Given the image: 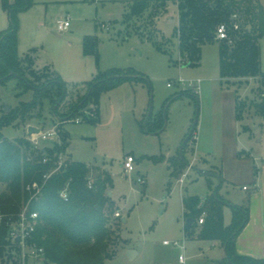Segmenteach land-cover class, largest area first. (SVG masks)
<instances>
[{
	"label": "rangeland",
	"instance_id": "rangeland-1",
	"mask_svg": "<svg viewBox=\"0 0 264 264\" xmlns=\"http://www.w3.org/2000/svg\"><path fill=\"white\" fill-rule=\"evenodd\" d=\"M165 7V12L151 22V25H155L152 29L155 38L150 39L145 30V19L126 16L128 8L121 2L35 0L30 12L25 16L26 22L23 21V32L18 33L20 44L17 54L19 58L27 55V59L22 60V65L24 74L27 75L28 81H31V90L40 89L43 83L34 82L26 70L27 67L31 71L38 70L31 53L36 51L41 65L53 67V71L40 68L41 72L47 69L49 77L55 73L67 81V97L57 111L58 118L54 109L43 100L34 112L35 119L27 121V125L14 123L4 126L1 133L8 140H14L24 136L27 138L26 129L29 126H37L43 132L53 127H56L57 131V128L61 127L67 134L69 146L72 147L70 150L67 148L66 154H63L67 159L99 167L109 173L113 185L110 199L116 209L114 214L118 213L126 221L119 231L123 245L116 257L105 261L104 264H223L221 261L225 257V251L219 242L216 241V247H211L214 242L197 239L199 225H195L191 234L184 232L182 210L183 197H209L215 189L217 190L219 182L214 179V175L221 169L219 155L214 153L210 156L209 165L216 168H209L200 161L201 150L196 147V153L192 144L188 143L183 150L185 163L189 164L194 155L197 161L184 178L182 188L177 180L187 167L181 171L174 170V175L171 176V169L166 163L179 157L181 144L196 119L197 105L199 109L195 133L198 134V142L200 139V147H203L208 143V119L206 121L204 118L205 113L209 112L212 104L215 107L219 104L222 91L236 90L237 101L247 102L242 110L243 120L237 127L239 148L247 146L254 154H257V150L264 149V122L255 115V109L251 106L261 101L258 92L262 88L261 82L252 81L248 77L241 82H231L228 86L221 83L217 42L202 46L198 66L179 64L177 40L172 37L173 29L178 24L177 7L172 0H167ZM57 16H69L71 19V27L61 35L55 30ZM140 34L145 39H142ZM84 35L95 36L99 41L98 70L132 69L149 80L148 85L131 82L102 94L96 124L88 123L95 118L97 107L93 101L87 102L82 108L79 107L83 96L89 90V84L93 82L91 79L89 84H82L90 78L86 73L85 63L91 65L94 62L92 57L78 59ZM161 40L162 51H159L155 42ZM260 52L261 71L264 72V39L260 42ZM27 60L32 61L33 66L28 65ZM179 77L185 81L201 80L197 100L192 94L184 95L191 91L177 84ZM168 83L172 85L167 87ZM31 90H25L16 78L0 84V117L6 108H10V111L20 103H30L33 100ZM180 94L183 95L174 99ZM72 106H75L77 113L68 119ZM150 106L152 118L168 106L164 131H144L141 122L145 120ZM76 117L81 123L72 122ZM245 126L248 131H243ZM218 138V144H221L222 134ZM259 139H262L261 144H256ZM58 142L57 137L41 142L40 145L51 148ZM127 155L135 159L134 172L131 174L122 169L123 159ZM152 157L160 162H154ZM207 177L213 182L211 189L207 185ZM225 192L230 195V192L239 194L240 191L235 186L223 183L217 194L225 198ZM224 207H228V204ZM226 215L228 218L229 213L226 212ZM164 241L184 243V263L178 262L181 250L172 245L163 246ZM128 251L135 254L132 259H129ZM11 253L16 258L14 264H49L42 256L35 258L30 255L26 248L21 252L22 257L15 251Z\"/></svg>",
	"mask_w": 264,
	"mask_h": 264
},
{
	"label": "trees",
	"instance_id": "trees-1",
	"mask_svg": "<svg viewBox=\"0 0 264 264\" xmlns=\"http://www.w3.org/2000/svg\"><path fill=\"white\" fill-rule=\"evenodd\" d=\"M177 7V26L173 29L172 37L177 40L179 63L184 66L195 67L200 64L201 48L205 44L218 43V69L221 83L230 85L231 82H241L245 78H261L264 74L260 68V40L264 38V7L259 0H172ZM35 0H0V7L8 19L7 29L0 32V84L16 78L25 90H31L22 60L18 57V15L29 10ZM167 0H129L126 2L128 14L131 18L145 19V30L150 39L155 38L152 33V21L165 12ZM226 26L227 41H217L215 30L219 25ZM140 31V30H139ZM140 33V32H139ZM142 37V35L140 34ZM142 39H145L142 37ZM83 54L99 60V41L96 37H85L83 40ZM156 48L162 51L163 40L155 42ZM27 59V55L24 57ZM28 65L33 62L27 60ZM28 75L37 84L42 83L40 89L33 91L30 103H20L15 109L2 113L0 117V214L3 216L0 224V264H14L16 258L11 251L17 253L18 246L8 237L9 223L15 222L23 207L29 204L28 211L36 212L38 221L34 231L29 234L27 243L41 249L43 260L49 264H104L112 260L119 252L123 241L119 234L121 217L114 218V203L107 197L112 188L111 176L106 170L83 164L65 157L69 148L67 134L61 127L57 129L59 142L51 148L34 149L26 136L20 139L8 140L1 131L4 126L23 124L35 119L34 112L46 100L50 107L57 111L67 97L66 84L59 75L49 77L47 69L31 71L27 67ZM149 84L148 78L137 74L132 69H108L97 71L93 82L89 84L88 92L81 100V106L93 101L96 105L95 118L88 123L96 124L99 117V100L102 94L114 90L124 83ZM251 106L255 115L264 120V100ZM236 93V91H235ZM192 94L188 92L184 95ZM183 95V94H182ZM177 95L174 99L182 96ZM191 96V95H190ZM236 94L235 117L239 122L243 120L242 110L245 103H239ZM172 100H170L171 102ZM73 110V111H72ZM69 118L76 113L72 106ZM163 113V112H162ZM162 113L154 118H148L146 132H160L165 124ZM166 115V114H165ZM152 118V119H151ZM67 119V120H68ZM143 120V119H142ZM143 120L141 125L143 127ZM192 127V126H191ZM197 123L188 134L190 137L184 144L193 139ZM243 131H248L243 127ZM187 134V136H188ZM186 136V137H187ZM184 153V151H183ZM63 155L62 165L57 169L59 156ZM47 159L43 163V159ZM160 162V160H154ZM170 175L174 170L185 168V158L179 156L168 160ZM256 174V173H255ZM223 184L220 172L214 175ZM91 181V188L87 185ZM209 189L213 187L210 178H206ZM36 184V191L27 190L28 185ZM67 188L68 201L63 202L59 193ZM217 190L209 197H183L182 210L184 220L192 218L195 223L189 228L184 224V232L191 234L197 221L204 214L203 223L198 228L197 239L219 242L224 248L223 264H264L263 259L240 256L235 251L236 237L248 222V208L228 203L217 194ZM228 204L232 214L231 222L224 225L223 207Z\"/></svg>",
	"mask_w": 264,
	"mask_h": 264
},
{
	"label": "crops",
	"instance_id": "crops-1",
	"mask_svg": "<svg viewBox=\"0 0 264 264\" xmlns=\"http://www.w3.org/2000/svg\"><path fill=\"white\" fill-rule=\"evenodd\" d=\"M101 1H105V2L118 1L121 2L122 4L129 2V0H101ZM93 2H95V0H93ZM259 2L264 7V0H259ZM31 8L29 10H31ZM29 10H27L26 12H22L18 15V21H19L18 33L23 32L22 24L23 21L26 22L27 17L25 16L26 14H28V12H30ZM60 16H57L56 18ZM7 26H8L7 16L5 12L1 10L0 7V32L2 30L7 29ZM88 36L90 35H84L81 41ZM91 37H95V36H91ZM263 39L264 38H262L260 42ZM17 43L18 45L20 44L19 40L17 41ZM80 46L81 49H80V54H78V59H82V58L84 59V57H91L83 54V41L80 44ZM31 53L33 55V59L37 69L48 68L49 70L53 71L52 69L53 67L51 65L50 66L41 65L38 62L37 59L38 56H36V51ZM25 56L26 55H24L20 59L24 60ZM93 60L95 62L94 58ZM94 62L91 65H88L89 63H85L86 73L89 74L90 78L88 80L83 81L82 84L88 82L97 75V71L99 70L96 62L95 63ZM72 67L73 69H75V65H73ZM260 68H261V63H260ZM262 73L264 74L263 71ZM59 77L67 86V81H65L60 75ZM235 91L236 90L234 89L233 90L227 89L222 91L220 93V99L218 101L219 104H217L216 107L214 104H212V106L209 109V112L205 113L204 118L206 119V121L208 119V123H206L207 124L206 134L208 138V143L207 145L200 147V139L198 142V134L195 133L196 140L194 142V151L197 153L196 147L197 149L201 150L199 151V155L201 156L200 161L204 166L213 169L216 168V166L209 165L210 164L209 158L214 153L219 155L221 161L220 164L221 169L220 170L218 168L217 169L220 172V175L222 176V182L227 183L230 186H235L240 191L239 194L230 192V195L228 192H225L226 197L224 199L232 205L248 208V213H249L248 222L245 225V227L242 229L241 233L236 237L234 242L236 253L240 256H246V257H252L255 259L264 260V149L261 148L262 150H257V154H254L252 149H248L247 146L246 147L243 146L245 149L239 148V143H238L239 133H237V127L240 122L235 117V106H236ZM204 121L205 120H203V122ZM203 122L201 124H203ZM201 124H200V128H201ZM217 127L218 129H220V131H218ZM254 129H257V127H254ZM221 134H222L221 144H218L220 138V137L218 138V136H221ZM261 142L262 139H259L257 140L256 144H261ZM71 148L72 147L69 146V150ZM244 187H246L247 190H243ZM226 212L229 213L228 218ZM222 213L224 214V219H223L224 225L228 226L231 222L232 214L230 213L228 207H223ZM184 224H185V220H184ZM214 243L211 247H216V245L218 244V243L216 244V242ZM220 247L224 251V248L222 246Z\"/></svg>",
	"mask_w": 264,
	"mask_h": 264
},
{
	"label": "built area",
	"instance_id": "built-area-1",
	"mask_svg": "<svg viewBox=\"0 0 264 264\" xmlns=\"http://www.w3.org/2000/svg\"><path fill=\"white\" fill-rule=\"evenodd\" d=\"M70 17L69 16H65V17H58L55 19V26H56V33L61 35L64 34L65 32H67L70 28ZM102 27H105L107 29V27L105 25H102ZM215 37L217 41H227L229 39V37H227V33H226V26L225 25H219L216 30H215ZM180 64V63H179ZM250 80L252 81H260L261 82V86H262V93H261V98L264 99V80H262L261 78H253V77H249ZM200 83L201 80L196 79V81H185L184 79L180 78L177 81V84L180 86H182L183 88H187L189 89V91H191V93H193L194 95H197L199 90H200ZM172 84L168 83L167 87H170ZM72 122L74 123H81L79 118H73ZM58 135H57V131H56V127H53L51 130L43 132V131H39V133L32 134L30 136L27 137V140L30 141L31 145L33 146L34 149H41L43 148L40 144L41 142H46L52 139H57ZM196 140V136L193 137V139L189 142L190 144H192L193 149H194V142ZM64 157L63 155L59 156V159L57 161V168L55 170H57L63 163ZM47 159H43L42 162L46 163ZM134 157H132L131 155H127L124 157L123 162H122V169L124 170L125 173L127 174H131L134 172V168H133V164H134ZM197 161V157L194 155L192 161L186 165V171L184 173H182L181 177L177 180V183L179 184L180 188L183 187V182H184V178L187 177L188 173L190 172V170L193 168V166L195 165ZM141 182V181H140ZM87 185L89 186V188H91V181L89 180ZM28 191L34 190L36 191V193L38 194L39 192V188L37 187L36 184H32V185H28L27 187ZM243 190H247L246 187L243 188ZM60 199L63 202H67L68 201V192H67V188L63 189L60 193H59ZM28 206L29 204L27 203V205H25L21 211V213L19 214L17 220L15 222H11L9 223V230H8V237L11 240L12 243L16 244L18 246V251L17 254L20 255V257H22V253L23 250L26 248V250H28V252H30V255H34L35 258H40V256H42L43 252L42 250L36 249L35 246L30 245L27 243V239L29 237V234L32 233L34 231V228L37 224V219H38V215L36 212H29L28 211ZM114 216L116 218H119V214L115 213ZM204 214H202V216L200 217V219L197 221V225H201L203 223L204 220ZM3 216L0 214V224L2 222ZM18 237L19 238V242H15V238ZM163 246H168V245H172L176 248H179L182 252L181 255L178 256V262L179 263H184L185 259L183 257V254L185 252V247H184V243L183 242H177L174 241L172 243L170 242H166L164 241L162 243ZM22 252V253H21Z\"/></svg>",
	"mask_w": 264,
	"mask_h": 264
},
{
	"label": "water",
	"instance_id": "water-1",
	"mask_svg": "<svg viewBox=\"0 0 264 264\" xmlns=\"http://www.w3.org/2000/svg\"><path fill=\"white\" fill-rule=\"evenodd\" d=\"M196 100H197V97H196ZM168 108V106H166V108L164 109V111H163V118L165 119V112H166V109ZM9 109L10 108H6V110H5V112H8L9 111ZM198 109H199V106L197 105V107H196V116H195V121H194V123H193V125H192V127H191V131H192V129L194 128V126H195V124L197 123V116H198ZM151 113H152V106H150L149 107V109H148V113H147V115H146V118H145V121H144V124H143V129H144V131H146V124H147V122H148V118L151 116ZM166 124H167V122H166V119H165V124H164V126H163V128H162V130L161 131H164L165 130V127H166ZM39 131H40V129L39 128H37V127H32V126H29V127H27V129H26V132H27V136H30V135H32V134H37V133H39ZM191 135H190V133L188 134V136L184 139V141H183V143L181 144V147H180V149H179V151H180V153H179V156L182 158V155H183V151H182V148H183V146H184V144L187 142V140H188V138L190 137ZM217 180H218V185H217V188L219 187V185L221 184V182H220V180L217 178ZM110 196H111V192L109 191V192H107V197H109L110 198ZM125 221H126V219L125 218H121V223L122 224H124L125 223ZM195 223V220L194 219H192V218H188L186 221H185V224H186V227H190V226H192L193 224ZM15 242H19V238L18 237H16L15 238ZM133 256H134V253L132 252V251H128V257H129V259H132L133 258Z\"/></svg>",
	"mask_w": 264,
	"mask_h": 264
}]
</instances>
